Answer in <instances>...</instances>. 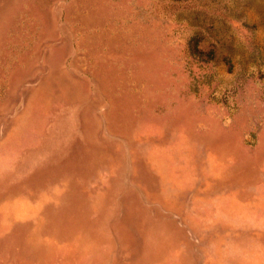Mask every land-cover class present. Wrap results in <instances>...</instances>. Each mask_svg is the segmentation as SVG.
I'll use <instances>...</instances> for the list:
<instances>
[{
    "label": "rangeland",
    "instance_id": "1",
    "mask_svg": "<svg viewBox=\"0 0 264 264\" xmlns=\"http://www.w3.org/2000/svg\"><path fill=\"white\" fill-rule=\"evenodd\" d=\"M0 264H264V0H0Z\"/></svg>",
    "mask_w": 264,
    "mask_h": 264
}]
</instances>
